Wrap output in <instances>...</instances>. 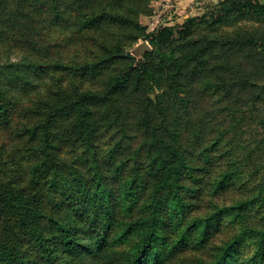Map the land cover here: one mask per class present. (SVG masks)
Here are the masks:
<instances>
[{"label": "trees", "instance_id": "trees-1", "mask_svg": "<svg viewBox=\"0 0 264 264\" xmlns=\"http://www.w3.org/2000/svg\"><path fill=\"white\" fill-rule=\"evenodd\" d=\"M262 1L231 0L228 6L224 1L202 17L214 22L233 13L264 18ZM147 2H15L29 8L14 12L23 16L19 29L31 26L30 15L42 24L37 39L48 35V26L63 44L107 26L129 34L110 46L99 42L104 51L84 63L52 60L46 55L52 44L44 41L20 61L0 65V129L14 138L11 145H0V264H264V157L254 153L258 148L240 143L244 116L226 102L235 86L246 87L245 81L211 80L207 63L214 42L188 38L201 18L146 33L137 18L147 12ZM6 5L0 0L5 25L0 40L8 35L2 18ZM139 38L146 39L149 50L135 68V56L121 54ZM179 40L185 42L171 50V61L154 59L162 51L152 48ZM240 43L259 49L264 42L246 37ZM115 63L123 65L109 74ZM192 66L202 72L200 85L209 93L211 108L199 115L188 149L172 139L174 131L156 120L154 110H143L133 132L129 123L120 124V134L113 136L105 117L112 116L110 105L120 107V91L134 83L151 87L165 80L163 93L171 107L177 106L180 121L194 103L184 78ZM61 75L73 76L77 89L60 91ZM49 79L56 81L57 92L37 97ZM98 80L100 88L88 86ZM33 95L36 99L26 105ZM147 101L155 107L150 97ZM96 107L103 109L94 115ZM209 130L212 135L199 141ZM212 152L223 153L226 168L211 176L209 166L219 157ZM228 189L237 192L230 202L204 198V191L214 197Z\"/></svg>", "mask_w": 264, "mask_h": 264}, {"label": "rangeland", "instance_id": "rangeland-1", "mask_svg": "<svg viewBox=\"0 0 264 264\" xmlns=\"http://www.w3.org/2000/svg\"><path fill=\"white\" fill-rule=\"evenodd\" d=\"M16 1L17 0H6V9L4 10V15H2L8 28V35L0 40V65L7 62L20 61L23 56L32 54V49H34L35 52L38 51L44 41L52 44L46 54L50 56L52 60H57L69 65L84 63L91 60L94 57V53L99 54L101 51H104L99 47V42H101V46H110L115 43L120 36L125 38V36L129 34L125 28L113 26L109 29V26H107V28L100 33H89L84 36H78L66 44H63L57 37V31H51V28H54V26H48V28H50L48 35H45V37L43 35L41 38L37 39L36 31L40 29L42 24L35 20L36 17L30 15L31 26L19 29L18 26L23 16H15L14 12L19 14V9L26 10L29 8L27 6L23 7L21 4V6L17 5L15 3ZM224 1L227 2L226 6H228L231 0H148L146 5L147 12L139 14L137 22L145 29L146 33H149L157 32L161 26L181 25L191 17L202 19L201 23L195 27L194 32L188 38H190V40H195L205 37V39H208L209 44L211 40L214 42V53L208 58L207 63L208 75L211 76L210 78L214 83L224 81L236 82L240 78H243V82L245 81L246 87L240 89V87L235 86L232 92V98L226 99V102L238 108L242 113L240 116H244L242 126L240 124L238 128L240 143L244 145L245 142L246 144L248 143L249 147L258 148L254 153L256 152L257 156L264 157V152L259 151V149L264 148V43L261 47H258L259 49L240 47V40H244L246 37H253L264 42V18L256 19L249 14L238 15L237 13H233L224 16L219 22H214L211 19L206 20L202 17L208 12L218 9ZM262 2L264 3V1ZM37 6L39 7L40 4L34 5L30 8L29 12L35 11ZM50 18L52 20L54 19L53 17ZM50 18H47V22L50 21ZM1 26H5L2 24V21H0V28ZM34 41H36L37 44L33 45ZM57 42L60 43L59 46L53 45ZM184 42V40H179L170 47L157 46L156 48H152V51H162V56L155 54L154 59H163L166 62L171 61L173 59V51L171 52V50ZM142 43L149 46L146 39L139 38L130 45L124 46L121 55L124 56L125 54L132 53L133 56H135V48ZM142 55L135 56L131 65L137 68L138 65H135V63L138 62L137 60L141 58ZM37 57L40 56L37 55ZM119 65L122 66L123 64L115 63L107 72L109 74L112 73V67L115 66L119 68ZM202 76V72L194 66L189 70V75L184 76V78L188 80L189 85L186 92L191 91L194 103L189 104V106H187L186 102L183 104V106H187L192 110L187 108V113L182 115L180 121L179 117L176 115L178 112L177 106L171 107V102L165 96L166 93H163L167 86L165 80L161 81V85L159 86L155 85V82L152 83L151 87L134 83L132 86L121 90L118 94L120 107L116 109L114 106L110 105L111 110H113L111 113L112 116L105 117L106 122H108L107 124L111 123L110 129L111 132H113V136L115 137V135L118 136L120 134V124L127 125L129 123L133 132L137 128V125L140 124L139 119L141 116H144L143 110H154V112L158 114L155 117L156 120L164 121L163 127L175 132L171 135L172 139H176L183 147L188 149L190 145H192L194 136L198 132L197 120L199 115H205L211 108L208 91H203L201 89L200 77ZM98 81L100 83L94 82L88 86L100 88L102 81ZM55 82L50 79L47 80L46 84L43 86L42 92L37 95V97H45L50 91L57 90L58 86ZM59 88L60 91L66 88L70 91L77 89L73 76H71V78H63L61 75ZM223 88L228 89V87ZM220 89L221 88H219L218 91ZM221 91L224 92L223 90ZM183 94L184 93L180 92L179 98H181ZM157 95L159 96L158 98ZM35 97L36 95L30 96L25 101L26 105H30V101L36 99ZM149 97L154 102V105L156 104L153 108L149 107L150 103L147 101ZM101 109L103 108H94V115L98 114ZM203 122L204 121L201 120L199 125ZM210 123L213 124V121H210ZM212 132L213 130H209L203 133L199 141L209 138ZM164 136L170 139L165 131ZM13 141L14 138L11 132L5 130V128L0 129V145H11ZM193 148L198 149L197 147ZM216 153L217 152H212L213 158L218 154ZM218 155L219 157L213 160V164L210 166L208 165L211 176L226 168L224 164L226 160L225 156L223 153H219ZM263 161L264 158H261L260 163ZM204 194L206 200H213L214 198L216 201L225 202H230L232 198L237 196V192L234 189H228L224 192V195L218 194L214 197L212 193L210 195L204 191Z\"/></svg>", "mask_w": 264, "mask_h": 264}, {"label": "water", "instance_id": "water-1", "mask_svg": "<svg viewBox=\"0 0 264 264\" xmlns=\"http://www.w3.org/2000/svg\"><path fill=\"white\" fill-rule=\"evenodd\" d=\"M149 50V47L146 45V44H144V43H142V44H140L139 46H137L136 48H135V50H134V54H135V56H140V55H142L145 51H148ZM124 55V54H123Z\"/></svg>", "mask_w": 264, "mask_h": 264}]
</instances>
